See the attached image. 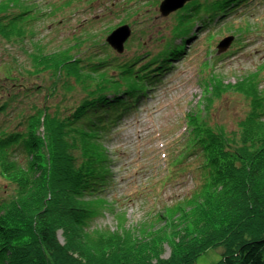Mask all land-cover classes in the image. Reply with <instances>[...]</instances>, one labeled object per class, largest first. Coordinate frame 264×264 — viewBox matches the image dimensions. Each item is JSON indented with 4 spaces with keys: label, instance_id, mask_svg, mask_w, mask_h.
<instances>
[{
    "label": "trees",
    "instance_id": "1",
    "mask_svg": "<svg viewBox=\"0 0 264 264\" xmlns=\"http://www.w3.org/2000/svg\"><path fill=\"white\" fill-rule=\"evenodd\" d=\"M250 1L187 3L155 44L156 53L121 59L110 56L113 48L102 41L108 54L97 57L82 52L86 40H79L56 52L29 54V69L10 61L3 75L10 84L0 83V95L7 93L0 116L9 115L0 121V264H194L218 247L224 253L215 264H264V111L256 104L236 131L191 118L192 139L181 152L199 163L200 184L157 216L163 227L145 233L141 227L105 232L93 226L101 214H119L108 192L117 178V153L108 144L118 127L185 58L196 30ZM34 11L0 16V38L10 44L33 39ZM137 46L147 49L143 42ZM45 76L49 85L29 87ZM226 89L257 101L254 81ZM40 94V105L26 102ZM55 98L60 100L50 103ZM166 243L171 253L164 258Z\"/></svg>",
    "mask_w": 264,
    "mask_h": 264
},
{
    "label": "rangeland",
    "instance_id": "2",
    "mask_svg": "<svg viewBox=\"0 0 264 264\" xmlns=\"http://www.w3.org/2000/svg\"><path fill=\"white\" fill-rule=\"evenodd\" d=\"M162 1L0 0V16L12 17L25 9H33L39 16L33 39L10 44L0 38V83H9L3 75L7 66L12 65L10 61L29 69V54L37 50L52 53L86 40L82 52L105 57L108 53L101 43L110 34L105 33L109 26L112 30L122 25L132 29L125 51L118 53L113 49L110 56L125 59L149 50L158 52L155 44L162 34H169L180 16L176 14L178 10L163 17L159 11ZM209 26L196 30L185 58L175 64L152 96L125 118L109 142L110 150L117 153V178L108 192L119 214L99 215L93 226L101 231L140 227L145 233L155 231L164 225H158L157 216L166 207L192 195L201 180L199 163L194 155L186 158L181 152L192 139L191 118L225 131H236L239 120L254 104L258 111H264V0H252ZM226 38L231 41L220 51L218 46ZM139 42L147 49L139 48ZM48 77L34 80L29 87L49 85ZM243 80L254 81L258 88L256 103L246 93L226 89L228 84L231 87ZM4 97L0 95L1 100ZM59 100L55 98L50 103ZM34 101L40 105L44 94L26 100ZM8 118L9 115H2L0 121ZM4 185L0 175V190ZM59 239L64 242L61 233ZM163 250L164 258L169 257V243ZM223 253V247L209 249L194 264L218 263Z\"/></svg>",
    "mask_w": 264,
    "mask_h": 264
},
{
    "label": "water",
    "instance_id": "3",
    "mask_svg": "<svg viewBox=\"0 0 264 264\" xmlns=\"http://www.w3.org/2000/svg\"><path fill=\"white\" fill-rule=\"evenodd\" d=\"M193 0H163L160 4L159 11L163 17H168L172 13L184 8V6ZM132 35V29L129 25H122L114 29L107 37V43L118 53H123L125 44ZM231 38H226L219 44V50L226 49Z\"/></svg>",
    "mask_w": 264,
    "mask_h": 264
}]
</instances>
